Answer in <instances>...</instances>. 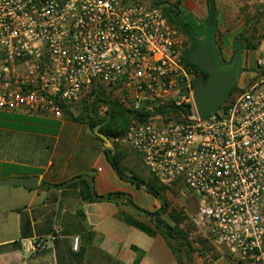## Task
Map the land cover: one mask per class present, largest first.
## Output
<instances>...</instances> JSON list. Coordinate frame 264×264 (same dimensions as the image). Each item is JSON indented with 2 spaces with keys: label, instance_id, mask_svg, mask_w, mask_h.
<instances>
[{
  "label": "built area",
  "instance_id": "1",
  "mask_svg": "<svg viewBox=\"0 0 264 264\" xmlns=\"http://www.w3.org/2000/svg\"><path fill=\"white\" fill-rule=\"evenodd\" d=\"M250 2L264 13V0ZM186 48L150 0H0V107L61 116L93 88L134 112L174 105L179 120L133 119L112 142L160 184L181 181L198 196L192 224L214 246L264 264V56L255 83L202 117ZM80 243L75 235V251Z\"/></svg>",
  "mask_w": 264,
  "mask_h": 264
},
{
  "label": "crops",
  "instance_id": "2",
  "mask_svg": "<svg viewBox=\"0 0 264 264\" xmlns=\"http://www.w3.org/2000/svg\"><path fill=\"white\" fill-rule=\"evenodd\" d=\"M186 5L182 13L187 19L205 14L191 1ZM207 21L202 19L198 24L203 29L199 36L205 30L204 23L208 26ZM74 105L70 112L75 118L64 112L55 116L0 107V179L39 178L36 189L0 186V264H71L69 252H75V235L81 238L82 264H245L227 248L214 246L196 228L188 232L179 225L186 233L194 234V239L188 238L190 248L175 238L167 239L149 214L160 210L162 201L144 185L137 186L119 176L105 154L106 143L89 119H76L79 113ZM126 148L114 145L112 149L121 154V166L130 175L133 150L129 148L130 154L126 155ZM148 172L142 176L146 181L152 179ZM82 174L94 177L99 194L127 193L140 209L127 204L124 198L120 202H85L69 185L53 186ZM181 186L185 187L177 182L167 188L169 203L171 190ZM123 212L151 225L156 234L149 235L130 225L123 220ZM171 212L169 206L159 217L174 224ZM40 240L43 245L37 248L35 244Z\"/></svg>",
  "mask_w": 264,
  "mask_h": 264
},
{
  "label": "trees",
  "instance_id": "3",
  "mask_svg": "<svg viewBox=\"0 0 264 264\" xmlns=\"http://www.w3.org/2000/svg\"><path fill=\"white\" fill-rule=\"evenodd\" d=\"M153 4L160 6L164 15L168 18L169 22L176 25L189 39L191 34L195 36H199L194 31V27L192 23L183 15L182 10L180 8L181 0H177L176 2H169V1H158V0H150ZM207 7H208V25L210 27L217 25L218 22V11L216 0H207ZM193 21V20H192ZM194 22V21H193ZM199 30H203L202 26L198 25ZM239 49L243 50L242 45H240ZM186 57L188 58V51L186 52ZM223 63H227L226 58L222 59ZM192 66L197 69L198 66L192 63ZM199 69V68H198ZM196 72H198L196 70ZM204 74V73H203ZM235 89V85L230 89L227 98L224 102H226L229 96L232 94L233 90ZM88 97L84 99L85 104V111L95 112L96 115L92 116H83L79 114L78 118L76 119H89L90 125L95 128L97 125L101 124L102 126L99 129V132H102L109 138H113L115 136H119L124 134L128 130V126L131 123L132 119H137L140 122L147 121L150 117L158 115V114H166L167 112L177 111L178 109L174 107L172 104H159L153 105V108H145L140 111L134 112L131 108L126 106L125 104L121 103L117 97L113 94L108 93L105 88H93L90 92L87 93ZM86 94V95H87ZM85 95V96H86ZM84 96V97H85ZM80 100H83V99ZM101 105H106L108 110L106 114L102 117L98 116V108ZM63 112L68 115L70 118H75L72 113L70 112V108L72 105H62ZM185 111H188V108H184ZM114 145H118L114 143ZM105 154L107 156L108 161L111 163L113 168L119 174L122 179L129 180L136 184L137 186L144 185L149 192L154 194L162 201V207L160 210L150 212L149 214L155 218L156 227H161L164 230V233L168 238H175L176 240L181 241L188 248H190V242L188 239V234L180 228V224L183 222V218L180 215V212L177 210H173L170 213L171 219L174 224H170L165 220L159 217L160 213L166 211L170 206L169 201L165 196V192L168 186L162 185L158 182V180L152 176V179L146 181L142 177L137 176L136 174H126L123 166H121L120 156L118 152H113L112 148H106ZM121 155V154H120ZM64 185H69L73 189L77 190V194L79 197L85 202H98V201H115L120 202L121 198H124L127 204H130L136 208L133 201L129 198V194L124 192H108L105 194H99L95 188L94 177L91 174H82L70 179L67 182H62L59 184H54V187H61ZM140 209V208H138ZM122 218L124 221L133 225L142 231L146 232L149 235H155L156 230L151 225H148L134 216L129 215L126 212L122 213ZM69 257L71 264H82L83 253L80 251L69 252Z\"/></svg>",
  "mask_w": 264,
  "mask_h": 264
},
{
  "label": "rangeland",
  "instance_id": "4",
  "mask_svg": "<svg viewBox=\"0 0 264 264\" xmlns=\"http://www.w3.org/2000/svg\"><path fill=\"white\" fill-rule=\"evenodd\" d=\"M158 1L176 2L177 0ZM187 1H191L200 13H205L204 15H201V17H194V22L192 19L188 18L194 27V31L197 34H201L202 30H199L200 27H198V24H200L202 19L206 20L209 16L207 0H181V10L183 7L185 8V6H187ZM216 5L218 11V24L217 27H215V38L217 39V45L223 50V54L227 56L224 57V55L221 54L222 59H230L229 61L234 59L235 42L238 38H240L243 48L241 68L237 77L235 89L226 101L232 102L236 97H238L243 91L248 89L260 78L257 60L259 57L264 56V13L259 7L252 4L250 0H216ZM110 93L113 94L112 92ZM84 96L83 98L86 99L88 94L85 97ZM84 99L75 103V109H77L78 113L84 117L96 115L95 112L85 111L86 108ZM107 110L108 107L106 105H101L98 108V116H104ZM180 116L181 114L179 110L171 111L167 112L166 114H162L161 118L156 119V122L159 124H164L170 121L179 120ZM132 124L133 119L131 118V123L128 127H130ZM128 149L129 148L127 147L125 150L126 155L130 154V149ZM133 174H136L139 177L149 175V172L142 162L140 156L134 151ZM181 184L184 185L182 182ZM170 195L172 199L170 201V207L172 208V211L177 210L180 212V215L183 218L181 225H183L185 230L188 232L191 230L195 231L191 216L199 207L198 196L184 186L173 188L170 192ZM187 234L189 236L188 238L194 239V234Z\"/></svg>",
  "mask_w": 264,
  "mask_h": 264
},
{
  "label": "water",
  "instance_id": "5",
  "mask_svg": "<svg viewBox=\"0 0 264 264\" xmlns=\"http://www.w3.org/2000/svg\"><path fill=\"white\" fill-rule=\"evenodd\" d=\"M190 38L197 41L193 34ZM188 58L208 74L206 81L204 74L199 75L195 80L197 109L200 116L205 117L224 103L230 89L236 84L241 68V53H237L230 64H225L216 49L206 43V45L192 49ZM99 127L100 125L95 127V132L104 140L108 148H113L114 143L109 137L98 131ZM38 180L36 175L7 177L0 179V186L20 185L36 189Z\"/></svg>",
  "mask_w": 264,
  "mask_h": 264
},
{
  "label": "flooded vegetation",
  "instance_id": "6",
  "mask_svg": "<svg viewBox=\"0 0 264 264\" xmlns=\"http://www.w3.org/2000/svg\"><path fill=\"white\" fill-rule=\"evenodd\" d=\"M204 26H205V30L203 31V35L197 37V41H193L189 37V41L187 44L188 45V55L192 49H194L196 47H201L203 45H206V43H207L209 46L211 45L216 49V51L219 53L220 59L222 60L221 54H223V50L217 45V39L215 38V30L212 29L209 25L206 27L205 23H204ZM240 45H242L241 40H240V38H238L235 42L234 57L237 53H241V57H242L243 50L239 49ZM229 60H227L228 64H230L234 59L232 61H229ZM225 64H227V63H225ZM198 68H199V66H198ZM198 68L196 70L200 74L204 73L205 81H206L208 78V74L205 71H203L202 69H200V68L198 69Z\"/></svg>",
  "mask_w": 264,
  "mask_h": 264
}]
</instances>
